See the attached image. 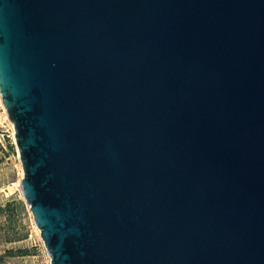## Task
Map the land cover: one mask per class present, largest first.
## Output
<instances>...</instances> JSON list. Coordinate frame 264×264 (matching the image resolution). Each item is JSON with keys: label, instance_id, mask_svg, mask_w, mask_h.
Masks as SVG:
<instances>
[{"label": "water", "instance_id": "obj_1", "mask_svg": "<svg viewBox=\"0 0 264 264\" xmlns=\"http://www.w3.org/2000/svg\"><path fill=\"white\" fill-rule=\"evenodd\" d=\"M0 94L52 264H264V0H0Z\"/></svg>", "mask_w": 264, "mask_h": 264}, {"label": "rangeland", "instance_id": "obj_2", "mask_svg": "<svg viewBox=\"0 0 264 264\" xmlns=\"http://www.w3.org/2000/svg\"><path fill=\"white\" fill-rule=\"evenodd\" d=\"M24 177L16 127L0 97V264H52L23 196Z\"/></svg>", "mask_w": 264, "mask_h": 264}, {"label": "bare ground", "instance_id": "obj_3", "mask_svg": "<svg viewBox=\"0 0 264 264\" xmlns=\"http://www.w3.org/2000/svg\"><path fill=\"white\" fill-rule=\"evenodd\" d=\"M0 97H1V99H2V96H1V94H0ZM2 102H3V100H2ZM4 105V104H3ZM5 107V106H4ZM6 109V108H5ZM7 111V110H6ZM20 187H21V185H20ZM23 191V190H22Z\"/></svg>", "mask_w": 264, "mask_h": 264}]
</instances>
